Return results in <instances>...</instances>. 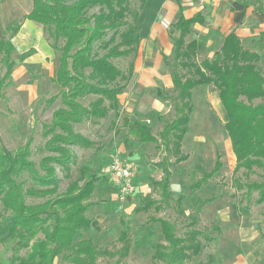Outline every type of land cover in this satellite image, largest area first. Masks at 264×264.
I'll list each match as a JSON object with an SVG mask.
<instances>
[{
  "label": "trees",
  "instance_id": "1",
  "mask_svg": "<svg viewBox=\"0 0 264 264\" xmlns=\"http://www.w3.org/2000/svg\"><path fill=\"white\" fill-rule=\"evenodd\" d=\"M30 1L32 8L25 19L41 25L59 52L54 82L60 91L48 103L60 99L62 106L53 112L49 124H43L47 138L44 149L48 155L38 165L31 160L33 137L25 146L11 151L0 135V205L3 211L0 237L13 251L10 258L0 254V264H58L56 260L60 257L71 264H96L100 252L93 241H75L91 229L92 219L88 212L97 205L92 197L102 176L93 173L91 167L82 166L78 178L70 182L64 193L58 194L57 167L69 172L77 159L72 148L91 149L95 145L78 132L76 126L106 120L112 112L116 117L120 116L119 98L135 73V58L142 41L140 11L147 0H140L137 10L131 8L130 0ZM94 9L97 11L92 13ZM203 22V17L198 15L190 20L181 17L176 25L177 31L181 32L179 38L177 34L173 38L176 70L172 82L178 93L177 118L164 126L159 137L141 121L125 118L123 125L138 145L163 142L165 157L158 164L163 176L154 183V190L159 191L164 201H169L172 199L171 168L190 159L189 154L182 152V146L195 110L194 90L202 85L215 87L226 112L225 128L237 160L232 187L246 197L257 193L256 203L262 205L264 180L244 181L255 168L264 170V74L257 67L261 57L245 49L240 38L232 32L225 37L221 49L212 59L197 63V42L186 43L185 38L193 24ZM19 29L20 24L16 23L0 37V70L4 71L0 76V99L5 89L13 84L16 60L12 59L15 51L12 39ZM128 58L131 60L125 73L114 60ZM164 61L170 66L166 55ZM157 95L161 99L167 98L161 89H157ZM87 99H91L89 104L84 102ZM258 100L261 102L255 103ZM222 168V156L217 152L213 170L203 174L191 190L199 191L207 186ZM24 174L32 183L28 189L18 180ZM243 196L239 198L240 205L244 202ZM27 197L52 198L39 204H28ZM184 198L182 195L177 201L183 215ZM216 200L217 197H211L201 201L199 210ZM152 208L161 211L163 206L159 201L147 199L138 211L148 212ZM151 220L160 224L166 242V245L154 246L155 259L164 264H188L192 255L202 254L204 245L199 241V231L182 238L170 221ZM196 220L194 218V222ZM216 230L220 229L217 227ZM205 239L215 241L210 235H205ZM120 240L128 241L126 230L121 232ZM199 264H216V259L210 255L206 263Z\"/></svg>",
  "mask_w": 264,
  "mask_h": 264
},
{
  "label": "rangeland",
  "instance_id": "2",
  "mask_svg": "<svg viewBox=\"0 0 264 264\" xmlns=\"http://www.w3.org/2000/svg\"><path fill=\"white\" fill-rule=\"evenodd\" d=\"M28 1L32 6L31 1ZM139 1L130 0L131 8L137 10ZM96 11L97 9H94L92 13ZM7 21L8 24L13 25L16 22L20 23L22 17L13 13ZM42 31L54 51L53 57L49 54L42 59L47 69H39L29 74L28 79L26 76L18 79L12 76L13 84L5 89L4 96L0 99V135L3 144L11 151H16L33 137L31 160L37 165L48 155L44 149L47 138L43 132V124H49L53 112L62 106L60 99L48 103V100L57 96L60 91L54 82L59 66V52L53 45L54 40L48 38L43 27ZM211 32L212 30L209 33ZM2 35L0 34V37ZM35 54V48L25 53L15 50L12 59L25 61ZM204 54L206 53H202ZM206 58V56L197 57V63L200 64ZM168 59L170 66L164 61L163 70L154 80H150L147 88H138V85L147 82L144 81L147 80L146 76L142 73H134L125 93L119 98L121 102L119 117L112 112L106 120L98 123L85 122L76 126V130L90 138L95 145L91 149L72 148L77 159L70 166L69 172L57 167L60 178L58 194L64 193L70 182L78 178L82 166H89L93 173L100 175L102 168L114 156H119L133 165L138 190L121 198L116 185L102 177V182L99 183L92 197V201L97 205L88 212V216L92 219L91 229L84 232L81 237H77L75 242L82 239L93 241L100 252L96 264H164L155 259L154 246L166 245V242L160 224L151 220L162 218L174 224L177 235L182 238H188L193 231L201 233L199 241L203 243L204 250L199 256L191 254L188 264L206 263L210 255L215 257L216 264H264V203L262 205L256 203L257 193L246 197L238 194L232 187L237 160L225 130L226 122L222 120L220 110L215 109L212 99L209 98L211 92L212 96L216 95L215 87L203 85L194 90L195 110L191 116L190 133L186 135L182 146V152L189 154L190 159L174 164L171 168L173 172L170 185L171 200L164 201L159 191L154 190V183L163 176L162 168L158 167L165 157L163 142L140 146L127 134V129L123 125L125 118L133 122H143L157 137L166 124L177 118L175 107L178 104V93L170 84L172 74L176 70L175 60L174 56ZM130 60L131 58L114 60V62L127 73ZM258 67L264 74V62ZM17 70L18 67L15 66L13 72ZM3 74L4 71L0 70V76ZM157 89H161L167 98H159ZM143 99L146 102L158 100L161 111H154L152 108L141 111L139 105ZM90 101L91 99H87L84 102L89 104ZM259 102L261 101L255 103ZM217 152L222 155L223 169L209 181L207 186L199 191H192L191 187L195 185L197 179L213 169ZM172 161L175 162L176 159ZM18 180L24 183L26 189L32 186L27 174L20 176ZM263 180L264 170L255 168L254 173L244 181L262 182ZM182 195H185L184 215L180 214L177 202ZM242 196L244 202L240 205ZM211 197H217V200L199 210L201 206L199 203ZM49 198L52 197L45 199L27 197L26 200L28 204H39ZM147 199L159 201L163 209L138 211ZM2 212L0 205V214ZM194 218L197 219L196 222ZM246 226L250 228V232H245ZM217 227L219 231L216 230ZM124 230L127 231V242L120 240L121 232ZM205 235H210L215 241H206ZM0 254L4 258L13 255L8 243L2 241L1 237ZM56 263L71 264L61 257Z\"/></svg>",
  "mask_w": 264,
  "mask_h": 264
},
{
  "label": "crops",
  "instance_id": "3",
  "mask_svg": "<svg viewBox=\"0 0 264 264\" xmlns=\"http://www.w3.org/2000/svg\"><path fill=\"white\" fill-rule=\"evenodd\" d=\"M205 1L147 0L145 6L140 11L142 41L138 49V55H140L137 56L135 61V73L145 75L147 80L144 81L147 82H144L141 86L138 85V88L149 87L150 80H154L161 73L164 55L168 58L174 56L175 46L173 38L176 34L178 37V33L180 32L177 31L176 25L181 17L190 20L201 15L204 19L203 24H193L190 34L185 38L186 43L191 41L197 42L198 58L206 56L208 59H212L214 53L221 49L225 37L234 32L240 38L242 46L245 49L260 55L261 59L257 67L261 62H264V0ZM2 5H4L5 9ZM31 8L32 6L28 0H0V34L2 35L8 27L17 23L13 25L8 24L7 18L13 16V13L20 15L22 17V21L18 23L20 24V29L12 39L15 50L25 53L35 48L36 53L25 61L23 59L19 60V63L16 64L18 70L12 74L14 79L24 76L28 79L29 74L39 69H47L42 59L45 55L52 54L51 56H54L53 49L44 38L42 27L34 21L25 19L26 15L30 13ZM210 30L213 31L211 36ZM202 53L206 54L202 55ZM170 84L171 86L173 85L172 79ZM215 94L212 96L213 93L211 92L209 98L212 99L215 109L217 111L220 110L222 120L227 122L226 112L223 110V105L217 91ZM157 102L158 100L156 99L149 102L143 99L141 105H139V109L142 111L152 108L154 111L160 112L161 107ZM132 140L134 139L132 138ZM230 147L232 148V143ZM134 182L136 184L134 193H136L138 190L136 176H134ZM244 228L245 232H250L248 226Z\"/></svg>",
  "mask_w": 264,
  "mask_h": 264
},
{
  "label": "built area",
  "instance_id": "4",
  "mask_svg": "<svg viewBox=\"0 0 264 264\" xmlns=\"http://www.w3.org/2000/svg\"><path fill=\"white\" fill-rule=\"evenodd\" d=\"M101 176L113 182L121 198L131 195L136 190L133 165L119 156H114L101 170Z\"/></svg>",
  "mask_w": 264,
  "mask_h": 264
},
{
  "label": "water",
  "instance_id": "5",
  "mask_svg": "<svg viewBox=\"0 0 264 264\" xmlns=\"http://www.w3.org/2000/svg\"><path fill=\"white\" fill-rule=\"evenodd\" d=\"M205 2H209V0H206ZM180 35H181V33L179 32L178 33V38L180 37ZM19 63V60H16V64H18ZM190 193V191H188V194Z\"/></svg>",
  "mask_w": 264,
  "mask_h": 264
}]
</instances>
